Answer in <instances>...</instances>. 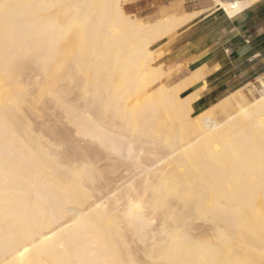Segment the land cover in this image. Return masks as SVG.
<instances>
[{"label":"bare ground","instance_id":"obj_1","mask_svg":"<svg viewBox=\"0 0 264 264\" xmlns=\"http://www.w3.org/2000/svg\"><path fill=\"white\" fill-rule=\"evenodd\" d=\"M127 1L0 0V264H264V93L194 113L196 68L133 100L199 12Z\"/></svg>","mask_w":264,"mask_h":264},{"label":"crops","instance_id":"obj_2","mask_svg":"<svg viewBox=\"0 0 264 264\" xmlns=\"http://www.w3.org/2000/svg\"><path fill=\"white\" fill-rule=\"evenodd\" d=\"M216 8L214 0H128L125 4L131 14L152 18L144 21L199 12L160 42L162 61L169 68H179L174 83L190 76L196 68L202 70L203 77L183 90L186 94L200 93L193 102L195 111L210 107L231 92L244 90V85L264 76V0H254L234 17Z\"/></svg>","mask_w":264,"mask_h":264},{"label":"rangeland","instance_id":"obj_3","mask_svg":"<svg viewBox=\"0 0 264 264\" xmlns=\"http://www.w3.org/2000/svg\"><path fill=\"white\" fill-rule=\"evenodd\" d=\"M128 12V11H127ZM129 14H131L130 12H128ZM131 15H135V14H131ZM137 16V15H136ZM138 17V16H137ZM140 19H142L141 17H139ZM144 20H150V19H152V18H143ZM161 42V41H160ZM160 42H158V43H156V44H154V45H152V47H156V46H158V45H160ZM162 55H163V52L161 53V56H159V58H157L156 60H154L153 61V63L154 64H162V65H164L163 66V68L164 69H166L167 71H168V73L167 74H165L164 76H163V78H162V80L161 81H159V82H157L155 85H153L152 87H150V88H148V89H146L143 93H141L139 96H137V97H135L133 100H137V99H140V98H142V96H145V95H147L149 92H151V91H153V90H155L160 84H166V85H168V86H170V85H172V84H174V73L176 72V71H178L179 70V68H174V70H173V68H169L168 66H166L165 65V63H164V61H162ZM161 57V58H160ZM164 64H163V63ZM168 69H170V71L171 70H173V71H169ZM260 78V77H259ZM258 78V81H256V82H251V83H249V84H247V85H244L243 87H244V90L242 89V93L245 95V97H246V99L248 100V101H250V100H254L256 97H258V96H260L261 94H263L264 93V87H262L260 84H261V82H260V79ZM255 85H256V87H255ZM246 92V94L248 95V97L246 96V94H245V92ZM182 95H185L186 93L185 92H183L182 91V93H181ZM236 107H235V105H234V107H233V109H235ZM198 112H200V111H195L194 110V113H198ZM217 118H218V120H222L223 118H225V116L224 115H218L217 116ZM112 163L116 166V164H117V162H113L112 161ZM117 168L119 169V166H117ZM118 169H117V172L115 171L114 173H115V176H116V173H117V176H116V178L118 177H122V176H126V174L129 172L128 171V169L126 170L125 169V167H121V165H120V169H119V171H118ZM114 173L112 174V177H113V175H114ZM120 174H122V175H120Z\"/></svg>","mask_w":264,"mask_h":264}]
</instances>
